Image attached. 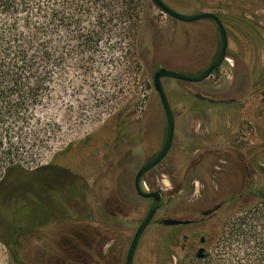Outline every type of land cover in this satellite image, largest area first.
Here are the masks:
<instances>
[{
	"label": "rangeland",
	"instance_id": "obj_1",
	"mask_svg": "<svg viewBox=\"0 0 264 264\" xmlns=\"http://www.w3.org/2000/svg\"><path fill=\"white\" fill-rule=\"evenodd\" d=\"M162 1L181 14L216 15L228 46L226 60L203 82L162 80L175 134L145 182L162 192L164 204L144 231L133 264H179L187 251L195 253L201 236L206 253H214L228 211L221 208L198 223L201 213L249 188L264 191V0ZM141 3L146 25L140 76L127 92L116 89L113 102L88 105L92 113L113 103L117 111L126 110L72 130L61 115V141L40 151V169H13L0 182V264H16L10 247L22 264H124L150 204L136 195L133 179L160 149L165 132L153 74L158 68L201 71L218 47L217 31L207 20L182 23L151 0ZM168 219L195 223L163 226Z\"/></svg>",
	"mask_w": 264,
	"mask_h": 264
},
{
	"label": "trees",
	"instance_id": "obj_2",
	"mask_svg": "<svg viewBox=\"0 0 264 264\" xmlns=\"http://www.w3.org/2000/svg\"><path fill=\"white\" fill-rule=\"evenodd\" d=\"M141 8V0H0V182L13 169H40V151L61 141V115L72 130L126 110L88 105L115 100L140 76ZM221 204L228 214L214 253L197 260L187 251L179 264H264V191Z\"/></svg>",
	"mask_w": 264,
	"mask_h": 264
},
{
	"label": "water",
	"instance_id": "obj_3",
	"mask_svg": "<svg viewBox=\"0 0 264 264\" xmlns=\"http://www.w3.org/2000/svg\"><path fill=\"white\" fill-rule=\"evenodd\" d=\"M151 2L165 15L168 17L182 22V23H192L199 20H207L210 22L217 31L218 34V47L216 54L213 60L201 71L196 73H181L165 68H159L152 78V86L154 91L157 93L163 114L165 119V132L162 145L160 149L149 159H147L138 169L134 176L133 187L136 195L141 199L150 200L147 212L144 215L143 219L139 223L138 227L135 230V233L132 237V240L129 244L125 263L124 264H133V258L137 246L140 242V239L146 230V228L153 221L156 213L162 208L164 204L163 194L160 190H150L145 182V175L158 166L167 156L170 151L174 134H175V119L171 109V106L168 102L167 96L163 88V79H172L178 80L186 83L196 84L200 83L207 78H209L216 69H218L223 62L226 60V51L228 46V38L225 31V28L221 20L214 14L208 12H202L197 14L185 15L178 13L167 6L162 0H151ZM223 204L218 205L217 208H220ZM210 211L203 212L204 216L209 215ZM190 221H177L173 219H168L162 221L164 226H177V225H187L190 224ZM204 237L199 238V243L204 242ZM206 250L205 248H200L195 254V259L201 260L205 257Z\"/></svg>",
	"mask_w": 264,
	"mask_h": 264
},
{
	"label": "flooded vegetation",
	"instance_id": "obj_4",
	"mask_svg": "<svg viewBox=\"0 0 264 264\" xmlns=\"http://www.w3.org/2000/svg\"><path fill=\"white\" fill-rule=\"evenodd\" d=\"M159 69V68H158ZM203 70V69H202ZM217 70V69H216ZM215 70V71H216ZM156 72V71H155ZM203 82V81H202ZM186 83V82H185ZM197 84V83H196ZM155 154V153H154ZM153 154V155H154ZM153 155H151L150 157H152ZM150 157H148L147 159H149ZM146 159V160H147ZM145 160V161H146ZM150 172V171H149ZM146 176V175H145ZM47 178H49V177H47ZM134 180V179H133ZM44 181V180H43ZM45 183V182H44ZM25 184H26V182H25ZM150 190H152V189H150ZM152 191H154V190H152ZM150 201V200H149ZM222 207V206H221ZM220 207V208H221ZM220 208H217V205L215 206V207H212L211 209H208V210H205V211H210L209 212V215H206V216H204V214H203V212H205V211H203L202 213H201V215H200V217H202V221H203V219H206V218H208V217H212V216H214V214L216 213V212H218V210H220ZM202 223H204V222H202ZM187 225H190V224H187ZM177 226H180V225H177ZM177 226H173V227H177ZM172 227V226H171ZM14 232H16V230H14ZM204 237V242L203 243H199V241H198V244H199V246L197 247V250L198 249H200V248H205L204 246H205V244H206V237L205 236H203ZM185 241H187V238H185L184 239V244L182 245V249L183 250H185L186 249V243H185ZM10 249L11 250H13L16 254H17V251L15 250V248H12V247H10ZM197 250L195 251V253H193V256H194V258H195V254H196V252H197ZM10 252V251H9ZM192 253V252H191ZM18 255V254H17ZM10 257L12 258V255H11V252H10ZM13 261V260H12ZM125 263V262H124Z\"/></svg>",
	"mask_w": 264,
	"mask_h": 264
}]
</instances>
